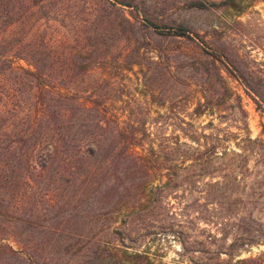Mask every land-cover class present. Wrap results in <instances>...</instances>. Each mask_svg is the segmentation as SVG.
<instances>
[{
  "label": "rangeland",
  "instance_id": "obj_1",
  "mask_svg": "<svg viewBox=\"0 0 264 264\" xmlns=\"http://www.w3.org/2000/svg\"><path fill=\"white\" fill-rule=\"evenodd\" d=\"M222 1L1 0L0 264H264V0Z\"/></svg>",
  "mask_w": 264,
  "mask_h": 264
},
{
  "label": "trees",
  "instance_id": "obj_2",
  "mask_svg": "<svg viewBox=\"0 0 264 264\" xmlns=\"http://www.w3.org/2000/svg\"><path fill=\"white\" fill-rule=\"evenodd\" d=\"M1 2V0H0ZM222 4L229 6V7H237V3L235 0H224L222 1ZM2 16H3V9L0 8V67L3 65H8L10 69L14 68V63L18 59H22L23 55H19L17 53V50L13 49H7V45L11 43L10 39V31L7 30V27L4 28L5 31L2 29L1 25L5 22H2ZM2 22V23H1ZM14 36V33H12V37ZM11 37V38H12ZM20 50L22 48H19ZM30 52V51H29ZM35 53V52H31ZM0 72L1 71L0 69ZM25 77L20 78V81H23ZM63 87H58L54 84H50L47 82L39 83L37 90L35 91L32 100L35 102L33 103L34 108L36 109L35 118H39L36 122L39 123L41 121V125L36 131V134L40 137L41 141L35 145L34 151H32V156L35 158L38 157H45V160H52L57 154H59V147L56 145V143L53 144L50 141V134L49 131L46 129L50 127V121L47 119V113H46V106L52 107L54 104H52L53 97L52 95L63 91ZM13 89H11L5 82H3V78H0V127L2 124H4L5 128H11L12 125L14 126V120L20 116V120L24 122V118L26 121L31 122L33 120L32 115L28 112L29 107L31 105L24 103L25 99H20L16 104L11 102V100L14 98L15 95H13ZM65 94H61V102H64ZM47 100V102H46ZM54 103H57V100L53 101ZM60 102V103H61ZM14 105V107L11 106ZM59 110H62L64 106L58 105L57 106ZM66 111V109H65ZM65 114V112H64ZM44 122L48 125H44ZM23 134L27 136V133L23 131ZM1 135V133H0ZM44 139V140H43ZM49 142V143H48ZM51 228V227H50ZM116 248V247H114ZM111 250H113V247H111ZM116 250H118L116 248ZM125 254V258L121 261H116L115 264H153L152 261L148 258V256L145 253L141 252H135V253H129L127 250L123 252ZM111 257L113 258L114 255L111 253ZM69 264V263H68Z\"/></svg>",
  "mask_w": 264,
  "mask_h": 264
}]
</instances>
